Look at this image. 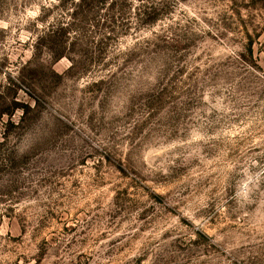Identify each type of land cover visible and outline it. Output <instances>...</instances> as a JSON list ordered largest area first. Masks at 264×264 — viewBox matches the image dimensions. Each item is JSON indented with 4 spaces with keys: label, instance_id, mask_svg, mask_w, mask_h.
<instances>
[{
    "label": "rangeland",
    "instance_id": "rangeland-1",
    "mask_svg": "<svg viewBox=\"0 0 264 264\" xmlns=\"http://www.w3.org/2000/svg\"><path fill=\"white\" fill-rule=\"evenodd\" d=\"M0 264H264V0H0Z\"/></svg>",
    "mask_w": 264,
    "mask_h": 264
}]
</instances>
